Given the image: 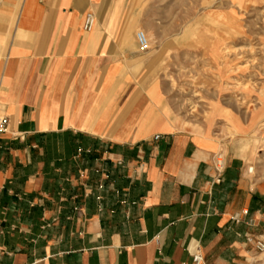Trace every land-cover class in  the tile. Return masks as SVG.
<instances>
[{
	"label": "crops",
	"instance_id": "0c3cea01",
	"mask_svg": "<svg viewBox=\"0 0 264 264\" xmlns=\"http://www.w3.org/2000/svg\"><path fill=\"white\" fill-rule=\"evenodd\" d=\"M124 21L123 0H0V264L252 262L264 176L171 125Z\"/></svg>",
	"mask_w": 264,
	"mask_h": 264
},
{
	"label": "rangeland",
	"instance_id": "374dc122",
	"mask_svg": "<svg viewBox=\"0 0 264 264\" xmlns=\"http://www.w3.org/2000/svg\"><path fill=\"white\" fill-rule=\"evenodd\" d=\"M123 1L124 28L132 25L126 48L139 55L138 87L152 100L158 86L177 131L264 176V0ZM140 31L150 40L145 53Z\"/></svg>",
	"mask_w": 264,
	"mask_h": 264
},
{
	"label": "built area",
	"instance_id": "2783aa9c",
	"mask_svg": "<svg viewBox=\"0 0 264 264\" xmlns=\"http://www.w3.org/2000/svg\"><path fill=\"white\" fill-rule=\"evenodd\" d=\"M96 25H97V18L95 14L88 13L84 19V26H83L84 32L88 34L92 33L95 30ZM136 40L139 51L141 53H145L150 49V41L145 32L143 31L138 32L136 34ZM7 123H8L7 117L0 113V137L7 132ZM158 139L159 136L156 137V140ZM247 242L248 244L253 246L256 254L260 258L264 257V240L257 239L254 237H248ZM193 261L194 264H203L204 257L202 256L201 253H197L193 256ZM248 264H264V259L253 260V262H250Z\"/></svg>",
	"mask_w": 264,
	"mask_h": 264
},
{
	"label": "bare ground",
	"instance_id": "6f19581e",
	"mask_svg": "<svg viewBox=\"0 0 264 264\" xmlns=\"http://www.w3.org/2000/svg\"><path fill=\"white\" fill-rule=\"evenodd\" d=\"M147 35V34H146ZM148 37V36H147ZM150 41V40H149ZM253 172V169L250 170V173Z\"/></svg>",
	"mask_w": 264,
	"mask_h": 264
}]
</instances>
